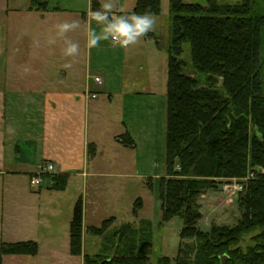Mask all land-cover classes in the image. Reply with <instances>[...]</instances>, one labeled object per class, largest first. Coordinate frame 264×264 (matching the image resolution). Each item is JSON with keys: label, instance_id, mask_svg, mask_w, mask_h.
Listing matches in <instances>:
<instances>
[{"label": "trees", "instance_id": "1", "mask_svg": "<svg viewBox=\"0 0 264 264\" xmlns=\"http://www.w3.org/2000/svg\"><path fill=\"white\" fill-rule=\"evenodd\" d=\"M166 175L158 198L163 223L183 221L176 257L159 264H264V2L206 4L169 0ZM48 10L49 0H32ZM160 15L162 0H137L133 13ZM191 61H185V45ZM195 71V73H192ZM120 142L136 148L125 132ZM92 154L95 145L90 146ZM49 188L65 190L68 175H46ZM223 180L243 185L240 217L234 225L212 223L203 230L201 199ZM143 208L137 199L133 214ZM114 218L86 232L106 236ZM70 253L83 264H149L153 229L142 220L125 223L106 238L97 255L84 251V206L79 198L69 228ZM116 241V243H114ZM36 241L2 243L6 256H37Z\"/></svg>", "mask_w": 264, "mask_h": 264}, {"label": "crops", "instance_id": "2", "mask_svg": "<svg viewBox=\"0 0 264 264\" xmlns=\"http://www.w3.org/2000/svg\"><path fill=\"white\" fill-rule=\"evenodd\" d=\"M51 1L48 10H37L32 0H0V177L9 179V222L16 229L32 230L20 241H34L35 232L47 226L53 231L43 235L58 251L63 240L62 192L68 187L62 191L51 189L47 180L43 187L32 189L30 176L37 174L43 163L51 162L55 174L68 175L69 182L80 179L68 204L73 216L75 203L82 198L85 222L89 206L95 211L106 203L103 191L111 188L115 193L117 182L131 178V173H124L123 161L118 157L100 159L103 141L98 125L102 101H97L99 94L93 82L99 84L102 78L93 71L102 72L105 65L92 63L93 48L89 49L87 42L79 48L78 55L66 56L61 67L51 58L56 52L55 43L50 42L57 37L56 22H72L73 18L84 23L88 31L93 28V21L89 22L87 13L98 9L101 2L87 0L86 11L72 14ZM113 10L117 14L124 11L119 6ZM56 39L61 42L59 37ZM72 42L78 44L76 40ZM57 54L62 57L61 48ZM81 54L82 59L78 57ZM66 64L71 67L66 68ZM92 116L97 119L94 125ZM90 123L97 136H91ZM125 132L134 138L126 127ZM122 134H117L115 140L111 138L109 146L119 147L117 138ZM92 144L94 154L90 151ZM121 186L119 189H123ZM67 233L68 240L69 230Z\"/></svg>", "mask_w": 264, "mask_h": 264}, {"label": "rangeland", "instance_id": "3", "mask_svg": "<svg viewBox=\"0 0 264 264\" xmlns=\"http://www.w3.org/2000/svg\"><path fill=\"white\" fill-rule=\"evenodd\" d=\"M185 1L206 4V0ZM241 1L219 0V3L237 4ZM259 1L262 4L264 2V0ZM55 2H58L61 8L71 11L69 13L72 14L87 10V0H52L50 3L55 4ZM113 2L114 8L119 6L120 10H124L123 14H131L130 9L136 0H113ZM153 17L156 21L154 29L140 38L135 45L126 49L114 47L110 41H101L99 47L91 50L92 63L105 65L102 72L93 71V74L102 78L99 84L93 82L94 90L99 94L97 101H102L100 102L102 114L98 125L99 135L103 141L100 159L118 157L123 161L121 167L125 171L122 168L121 170L124 173L127 171L131 173V178L126 177L122 180L123 183L120 184L124 185L123 189H119L121 185L117 182L115 193L111 191V188L104 190L103 198L106 203L100 204L99 209L94 211L93 208L88 207L84 222L86 229L100 228L105 220L112 217L114 223L107 230L106 236L95 235L86 232L85 229L84 251L91 255L99 254L107 244L106 238H109L116 229L125 223H132L138 227L140 222L145 220L151 223L153 229L149 264H159L162 256H177L182 242L180 231L183 221L175 218L163 223L161 203L158 198L160 179L166 175L168 48L171 40L169 0H162L160 15ZM69 20L56 23L70 22ZM72 21H74L73 18ZM79 24L80 27L68 32L66 37L72 41L76 40L79 48H84L87 27L81 21ZM93 28L100 30L95 21H93ZM56 38L54 39L56 52L51 58L55 60V64H58L57 67H61L62 60H65L66 56L62 54V57H59L57 49L64 48V40L60 38L61 42H58L59 39ZM78 57L83 58L82 54ZM183 59L191 61V48L188 43L185 45ZM7 72L6 76L9 80V71ZM123 113H125L124 118ZM122 119L125 125H122ZM96 120L93 116L91 117L93 125ZM91 123V136H97ZM125 127L133 132L136 148H127L121 143L119 147L109 146L112 141L110 139L115 140L114 137L122 134ZM232 182L235 181L223 180L219 182L217 188L210 189L202 197L203 218L199 222L201 229H208L212 223L232 226L239 219V193L233 192V184H228ZM79 184H81L80 179H72L68 183V190L62 192L64 219L60 249L54 250L53 243L44 237L43 234L52 230L44 226L35 232L37 239L34 241L39 245L37 256H6L3 264H83V256H73L70 253V239L67 240L66 237L72 219V209L68 201L71 198L70 194L77 190ZM228 185H230L229 189L225 190ZM8 192L9 179L0 177V247L2 243L25 240L26 237L22 236H28L32 232L30 229H16L15 224L9 222ZM139 198L143 201V208L138 215H134L133 207Z\"/></svg>", "mask_w": 264, "mask_h": 264}, {"label": "clouds", "instance_id": "4", "mask_svg": "<svg viewBox=\"0 0 264 264\" xmlns=\"http://www.w3.org/2000/svg\"><path fill=\"white\" fill-rule=\"evenodd\" d=\"M113 9V0H101L98 9L88 11L89 22L95 21L100 28L99 31L94 28L88 29L86 42L89 49L99 47L101 41H110L114 47L127 48L135 45L155 27L156 21L151 12L117 14ZM54 27L56 36L64 40L63 54L68 57L78 55L79 45L67 39L66 34L79 28V22L57 23ZM50 42L55 43V40ZM65 67L71 65L66 64Z\"/></svg>", "mask_w": 264, "mask_h": 264}, {"label": "built area", "instance_id": "5", "mask_svg": "<svg viewBox=\"0 0 264 264\" xmlns=\"http://www.w3.org/2000/svg\"><path fill=\"white\" fill-rule=\"evenodd\" d=\"M127 49V48H126ZM96 81H100L99 78H96L95 79ZM55 171V165L51 162H47L45 164H42L40 166V170L37 174H33L30 176L29 178V186L32 188V189H39L40 187H43L46 183V175H49L51 173H53ZM230 185H232L233 187V192H240L243 190V185L240 184L239 182H232V183H228ZM228 185L225 190H228L229 189V186ZM231 188V189H232Z\"/></svg>", "mask_w": 264, "mask_h": 264}, {"label": "water", "instance_id": "6", "mask_svg": "<svg viewBox=\"0 0 264 264\" xmlns=\"http://www.w3.org/2000/svg\"><path fill=\"white\" fill-rule=\"evenodd\" d=\"M192 73H195V71H192Z\"/></svg>", "mask_w": 264, "mask_h": 264}]
</instances>
